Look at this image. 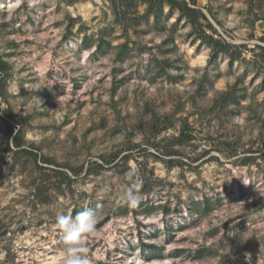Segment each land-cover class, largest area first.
<instances>
[{
    "label": "rangeland",
    "instance_id": "rangeland-1",
    "mask_svg": "<svg viewBox=\"0 0 264 264\" xmlns=\"http://www.w3.org/2000/svg\"><path fill=\"white\" fill-rule=\"evenodd\" d=\"M174 1L0 0V264H264V0Z\"/></svg>",
    "mask_w": 264,
    "mask_h": 264
},
{
    "label": "clouds",
    "instance_id": "clouds-1",
    "mask_svg": "<svg viewBox=\"0 0 264 264\" xmlns=\"http://www.w3.org/2000/svg\"><path fill=\"white\" fill-rule=\"evenodd\" d=\"M133 187L128 188L121 196V201L128 204H135L138 201ZM108 189H105L107 192ZM98 215L94 210H85L74 217L61 215L58 217V226L62 236V264H91L87 255L88 248L85 246V236L96 235Z\"/></svg>",
    "mask_w": 264,
    "mask_h": 264
},
{
    "label": "trees",
    "instance_id": "trees-1",
    "mask_svg": "<svg viewBox=\"0 0 264 264\" xmlns=\"http://www.w3.org/2000/svg\"><path fill=\"white\" fill-rule=\"evenodd\" d=\"M147 1L151 2L152 0H147ZM157 1H158V4L161 3L162 1H167V2H169L171 5H173V4L176 3L174 0H157ZM181 7H182V6H181ZM182 9H185V10H191V9L188 8L187 6L182 7ZM201 35H202V34H201ZM202 36H203V35H202ZM211 40H213V39H211ZM7 66H8V63H7L6 61H4L2 57H0V84H1V80H2V78H3V76H1V75H3V73L6 71ZM0 94H1V95L3 94L2 91H1V89H0ZM8 114H9V113H8ZM9 116H10V117H13V115H11V114H9ZM11 132H12V129H10V131L8 132V135H9ZM184 133H185V132H182V136L185 135ZM184 137H185V136H184ZM14 139H15V140H14V142H15V147L18 148V149H16V153H28V154L34 155V153L32 152V150L27 149V148H20V147H21V144H20V142H19V132H18V131L15 133V135H14ZM201 203H202V204H206L207 201H206V202H205V201H202V202H199V203H197V204L199 205V204H201Z\"/></svg>",
    "mask_w": 264,
    "mask_h": 264
},
{
    "label": "bare ground",
    "instance_id": "bare-ground-1",
    "mask_svg": "<svg viewBox=\"0 0 264 264\" xmlns=\"http://www.w3.org/2000/svg\"><path fill=\"white\" fill-rule=\"evenodd\" d=\"M189 49H190V48H189ZM196 59H197L198 61H200V62H203V58L200 57V56H198Z\"/></svg>",
    "mask_w": 264,
    "mask_h": 264
}]
</instances>
